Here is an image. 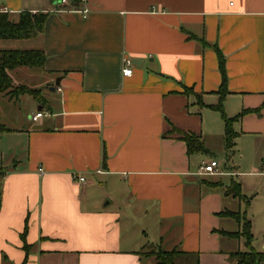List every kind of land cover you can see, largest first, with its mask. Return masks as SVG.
<instances>
[{
	"label": "crops",
	"instance_id": "0c3cea01",
	"mask_svg": "<svg viewBox=\"0 0 264 264\" xmlns=\"http://www.w3.org/2000/svg\"><path fill=\"white\" fill-rule=\"evenodd\" d=\"M0 11L12 21L47 14L40 32L0 39V50L45 55L41 68L9 71L14 85L41 91L42 104L32 98L45 115L0 133L13 154L1 175L0 264H156L149 251L173 249L238 264L230 255L244 240L222 232L241 224L221 213L242 206L251 246L264 252V0H85L76 10L0 0ZM215 47L225 115L260 108L234 122L229 154L223 118L208 107L222 81ZM182 133L206 152L188 154ZM214 156L226 164L199 173ZM233 181L241 196L226 191Z\"/></svg>",
	"mask_w": 264,
	"mask_h": 264
},
{
	"label": "trees",
	"instance_id": "16d2710c",
	"mask_svg": "<svg viewBox=\"0 0 264 264\" xmlns=\"http://www.w3.org/2000/svg\"><path fill=\"white\" fill-rule=\"evenodd\" d=\"M47 14L43 12L30 13L28 11L21 12L19 14V19L17 21H12L9 18L7 12L0 11V39H23L28 38L43 29ZM203 43V42H202ZM204 44V43H203ZM215 52L218 57V67L222 75V81L219 86L217 93L219 94V100L216 104L208 105L209 108L220 113L224 121V147L229 154L235 144V138L237 133L233 129L234 122L238 121L245 114L251 112H257L260 108L256 109H242L237 115L233 117H227L223 110V100L227 94L226 89V79H225V69H224V58L222 53L218 48L215 47ZM45 55L40 49H6L0 50V94H5L10 98H18L20 95L28 94L37 102L42 104L43 97L41 91L36 88H31L24 84L14 85L9 71L17 67H35L41 68L44 65ZM189 89H185L184 93H188ZM197 103L202 105L200 98H197ZM10 129L0 122V133L7 132ZM176 132L181 133L177 129H173ZM182 140L184 141L187 153L194 152H206V149L202 141L194 134L182 133ZM261 168L264 170V158L261 161ZM1 175L0 172V205H1ZM216 183H212V186ZM228 193H232L234 196H241L239 183L232 182L231 185L226 190ZM221 214L234 218L239 224H241V229L235 232H222L229 237L240 238L244 240L245 250L236 251L231 253V257L237 259L238 264H258L264 258V252L256 251L251 246L252 234L250 231V222L245 218L244 212H233L225 211ZM26 231V225L24 232ZM24 234V233H23ZM25 251H27V246L25 245ZM186 253L171 250L162 251L158 250L156 252V258L162 264H175L174 258L179 257ZM26 263V257L22 264ZM195 264H198L197 258L195 259Z\"/></svg>",
	"mask_w": 264,
	"mask_h": 264
},
{
	"label": "rangeland",
	"instance_id": "374dc122",
	"mask_svg": "<svg viewBox=\"0 0 264 264\" xmlns=\"http://www.w3.org/2000/svg\"><path fill=\"white\" fill-rule=\"evenodd\" d=\"M33 71H39V70H33ZM25 82L29 85H32L35 83V80L25 79ZM7 98L10 99L9 102L3 101L0 99V110L3 111V114L0 115L1 116L0 122L4 123L9 128H16L20 126L19 124L21 123L22 120L25 121L28 115L37 111L36 101L28 94L21 95L17 99L10 98L9 96L5 95L4 99L6 100ZM12 156L13 154L10 152L9 148L4 145V142L0 141V172L4 171L7 168V166L11 165L10 162H11ZM201 156H203V158L205 159L210 158L209 154L208 155L203 154ZM213 158H215V160L219 161L220 163L226 164V160L224 156L222 157L214 156ZM230 165H233V166L236 165L235 158H233L232 164ZM229 178L230 177H224L223 180L227 182ZM234 180H235V177H234ZM114 204L116 205V203L114 202L112 204L113 207H111L110 209H114V210L117 209V207L114 206ZM241 209L243 212L244 206H242ZM232 223L235 225L234 228H236V225H237L236 222L234 221ZM259 239L260 241L264 240V238H259ZM240 250H243V248H241ZM147 254L154 257L156 264H162L159 262V259L156 258V251L151 250ZM174 260H175V264H195L194 256L188 257L182 254L181 256L174 258Z\"/></svg>",
	"mask_w": 264,
	"mask_h": 264
},
{
	"label": "built area",
	"instance_id": "2783aa9c",
	"mask_svg": "<svg viewBox=\"0 0 264 264\" xmlns=\"http://www.w3.org/2000/svg\"><path fill=\"white\" fill-rule=\"evenodd\" d=\"M57 4L61 7L69 5L72 3L73 9L76 10L79 5H83L85 3V0H56ZM83 12H87L86 9L83 10ZM122 75L124 77L131 76L132 74V66L133 62L132 59L125 56L123 57L122 60ZM45 115V112L42 110H39L35 112L33 115H31V120L32 121H38ZM218 162L215 159H210L208 161H202L201 164L199 165V173H204V174H213L218 172ZM78 180L80 182L84 181V177L79 176Z\"/></svg>",
	"mask_w": 264,
	"mask_h": 264
}]
</instances>
